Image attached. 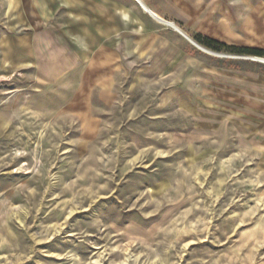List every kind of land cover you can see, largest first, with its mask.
Listing matches in <instances>:
<instances>
[{
    "label": "rangeland",
    "instance_id": "rangeland-1",
    "mask_svg": "<svg viewBox=\"0 0 264 264\" xmlns=\"http://www.w3.org/2000/svg\"><path fill=\"white\" fill-rule=\"evenodd\" d=\"M93 18L0 0V264H264V56Z\"/></svg>",
    "mask_w": 264,
    "mask_h": 264
},
{
    "label": "crops",
    "instance_id": "crops-1",
    "mask_svg": "<svg viewBox=\"0 0 264 264\" xmlns=\"http://www.w3.org/2000/svg\"><path fill=\"white\" fill-rule=\"evenodd\" d=\"M93 9V19L103 27L98 35L116 42L119 27L124 41L141 44V52L167 39L188 42L184 38L187 36L206 49L189 40L202 52L209 49L196 40L264 53V0H93Z\"/></svg>",
    "mask_w": 264,
    "mask_h": 264
},
{
    "label": "trees",
    "instance_id": "trees-1",
    "mask_svg": "<svg viewBox=\"0 0 264 264\" xmlns=\"http://www.w3.org/2000/svg\"><path fill=\"white\" fill-rule=\"evenodd\" d=\"M198 43H200L201 45L205 46L208 49H212L215 51H220V50H226L228 52H232V53H239V54H251V55H255V56H259V57H263L264 53L262 52H258V51H248V50H235L232 48H227L219 43L213 42L211 40L205 39V40H196Z\"/></svg>",
    "mask_w": 264,
    "mask_h": 264
},
{
    "label": "bare ground",
    "instance_id": "bare-ground-1",
    "mask_svg": "<svg viewBox=\"0 0 264 264\" xmlns=\"http://www.w3.org/2000/svg\"><path fill=\"white\" fill-rule=\"evenodd\" d=\"M185 37H187V36H185ZM187 38H188V37H187ZM189 40H190V39H189ZM202 49H203V48H202ZM254 59H258L259 62H264V61H263L264 59H259V58H254Z\"/></svg>",
    "mask_w": 264,
    "mask_h": 264
},
{
    "label": "water",
    "instance_id": "water-1",
    "mask_svg": "<svg viewBox=\"0 0 264 264\" xmlns=\"http://www.w3.org/2000/svg\"><path fill=\"white\" fill-rule=\"evenodd\" d=\"M190 40H192V39H190ZM192 42H193V44H195L197 47L202 48V47H200L197 43H195L193 40H192ZM204 50H205V49H204Z\"/></svg>",
    "mask_w": 264,
    "mask_h": 264
}]
</instances>
